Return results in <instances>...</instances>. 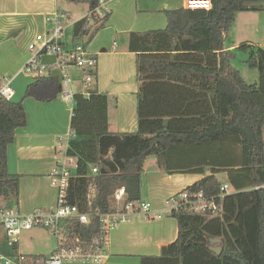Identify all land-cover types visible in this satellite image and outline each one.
Returning <instances> with one entry per match:
<instances>
[{"label": "trees", "instance_id": "trees-1", "mask_svg": "<svg viewBox=\"0 0 264 264\" xmlns=\"http://www.w3.org/2000/svg\"><path fill=\"white\" fill-rule=\"evenodd\" d=\"M100 1L68 0L87 4L90 15L101 8ZM244 12H264V0H212L209 10H167L165 29L129 34L139 82L136 132L109 131L106 94H75L66 155L78 168L70 178L68 202L90 218L87 225L63 223L65 247L96 253L102 233L98 215L113 210L122 188L128 202L141 199L145 163L154 158L168 174L203 175L182 192L214 198L219 209L172 213L178 238L160 256L141 257L140 264H264V50L248 43L236 50L249 52L245 64L258 70L257 85L248 84L232 65L236 52L224 50L236 15ZM110 17L104 11L96 18L94 34ZM88 19L75 22L73 43L89 34ZM61 92L60 78L49 74L30 84L24 98L53 102ZM26 125L23 101L0 102V211L19 204L20 177L9 172L8 148ZM221 174L230 186L222 199ZM216 239L220 255L209 245ZM4 245L9 250L0 251L14 256L17 245Z\"/></svg>", "mask_w": 264, "mask_h": 264}, {"label": "crops", "instance_id": "crops-1", "mask_svg": "<svg viewBox=\"0 0 264 264\" xmlns=\"http://www.w3.org/2000/svg\"><path fill=\"white\" fill-rule=\"evenodd\" d=\"M185 1L105 0L104 6L91 15L89 6L80 3L78 5L84 6V13L79 17L78 10H70L73 8L68 0H0V80H13L15 93L12 101H23L27 116V125L16 131L14 142L8 148L9 172L20 177L19 212L29 214L36 209L56 207L58 196L49 174L57 161L63 159L59 155L60 145L72 137L73 103L60 97L53 102L24 98L27 87L35 81L23 72V67L31 56L28 46L35 41L36 36L47 33L46 16L57 10L63 11L69 15L71 21L68 27L71 26L72 29L75 22L89 18V34L83 38L89 40L85 42L82 39L80 42L87 46L90 54L97 60L91 90L104 93L109 98V131L133 133L138 129L136 109L139 82L136 55L129 51V34L165 29L167 19L164 11L186 9ZM104 11L111 12V17L104 28L94 34L98 27L96 18L103 16ZM65 41L71 45L74 42L73 34L70 40L65 37ZM242 43L264 50V12L238 13L224 43L225 51L236 52L237 58L232 61V65L240 71L248 84L257 85L260 81L258 71L254 74L255 72H248L244 68L248 67L245 61L249 52L236 51ZM239 53L247 56L241 61L240 68L235 65ZM42 62L53 64L55 59L47 56L42 58ZM72 74L76 81L79 80V71L72 70ZM73 86L76 89L74 93H85L77 82L72 84V88ZM144 171H148V174H144L142 178L141 198L159 210L164 207L167 198L204 177L197 174H168L158 169L154 158L146 161ZM222 175L218 176L220 181ZM225 179L222 184H228L226 175ZM32 231L25 233L29 237ZM23 234L16 246L15 255L48 256L57 249L46 255L31 254L21 247ZM177 238L178 223L170 216L161 220L123 223L109 235L104 263L140 264L141 257L160 256L162 249ZM4 243V234L0 233V250L7 251ZM0 254L6 256L1 251Z\"/></svg>", "mask_w": 264, "mask_h": 264}, {"label": "built area", "instance_id": "built-area-1", "mask_svg": "<svg viewBox=\"0 0 264 264\" xmlns=\"http://www.w3.org/2000/svg\"><path fill=\"white\" fill-rule=\"evenodd\" d=\"M105 0L100 1L101 7ZM186 9L209 10L212 7V0H186ZM70 18L63 11H55L46 16L48 31L45 35H38L35 41L29 44L31 54L26 65L23 67L25 75L36 80L49 74L57 75L62 84L60 98L73 103L74 96L72 84L77 82L89 96L91 86L94 82L97 68V60L93 57L85 44L72 43L68 45L65 41V29L70 24ZM53 57V64L42 62L43 57ZM72 70L80 72L79 80H75ZM57 73V74H56ZM12 79L6 78L0 83V102H12L14 88ZM70 141V138H69ZM69 141L65 150L60 151L62 161H57L49 174L51 184L57 192V205L53 209H36L29 214H23L17 209L0 211V233L4 234L6 244L9 248L16 246L23 233L34 229H45L50 231L57 239V249L48 256L29 257L25 255L4 256L0 254V264H105V246L109 235L119 225L134 220H161L174 212H202L211 211L216 213L219 206L214 198H206L203 193L179 192L164 202V207L159 210L153 208L149 201L142 198L136 202H128L125 189H120L114 196V208L106 214L98 217L101 222V248L92 254L84 253L80 248L70 249L63 244L65 238L61 226L66 221H78L87 225L90 214L81 213L77 206L68 202V188L72 173L78 168L76 159L66 155ZM63 145H60L62 149ZM97 173V169H92ZM230 193V186L224 184L221 187L219 198Z\"/></svg>", "mask_w": 264, "mask_h": 264}, {"label": "rangeland", "instance_id": "rangeland-1", "mask_svg": "<svg viewBox=\"0 0 264 264\" xmlns=\"http://www.w3.org/2000/svg\"><path fill=\"white\" fill-rule=\"evenodd\" d=\"M68 4H72V8L68 6V8L72 11H76L78 10L77 13H79V17L82 16V14L84 13V6L78 5V4H74V3H70L68 2ZM78 18V17H77ZM65 36L67 37V40H70L72 38V34H73V29L71 26L67 27L65 29ZM88 38H85V40L83 39V41L88 42ZM82 42V41H81ZM238 54V53H237ZM238 61L235 62V65L238 66L239 68L241 67V61L246 59V55H244V53H239L238 55ZM248 59V58H247ZM246 69V71L248 72H255L254 74L257 73V69L253 70L250 69L249 67H244ZM259 73V72H258ZM57 74V73H56ZM17 84H15V86H17ZM73 91L76 92V89L73 86ZM63 146L61 151L65 150V145H66V141L62 142ZM147 167H149L147 165ZM144 174H148V171H144L143 172V176ZM142 176V178H143ZM225 174H223L221 176V182L224 183L225 182ZM30 235V234H29ZM30 236H32L33 238H30ZM28 237V233H24L22 238H21V247L23 249H25L26 251H29L31 254L34 255H46L49 254L50 252H52L53 250H55L57 248V239L56 237L50 232L47 231L45 229H35L32 231L31 235ZM210 247L212 248H220V243L219 242H210L209 243Z\"/></svg>", "mask_w": 264, "mask_h": 264}, {"label": "water", "instance_id": "water-1", "mask_svg": "<svg viewBox=\"0 0 264 264\" xmlns=\"http://www.w3.org/2000/svg\"><path fill=\"white\" fill-rule=\"evenodd\" d=\"M5 192H6V190H5ZM212 241H216V242H219L220 243V240L219 239H216V240H212ZM211 248V250L214 252V253H216V254H218V255H220L221 254V252H222V248H221V246H220V248H212V247H210Z\"/></svg>", "mask_w": 264, "mask_h": 264}]
</instances>
